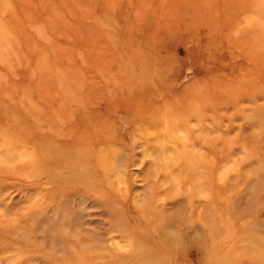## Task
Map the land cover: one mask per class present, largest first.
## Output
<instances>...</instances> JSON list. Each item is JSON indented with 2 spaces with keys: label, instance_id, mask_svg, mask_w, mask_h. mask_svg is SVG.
<instances>
[{
  "label": "rangeland",
  "instance_id": "374dc122",
  "mask_svg": "<svg viewBox=\"0 0 264 264\" xmlns=\"http://www.w3.org/2000/svg\"><path fill=\"white\" fill-rule=\"evenodd\" d=\"M0 264H264V0H0Z\"/></svg>",
  "mask_w": 264,
  "mask_h": 264
}]
</instances>
